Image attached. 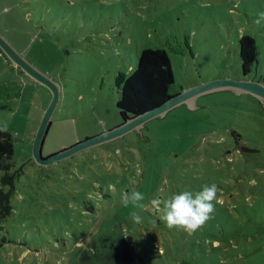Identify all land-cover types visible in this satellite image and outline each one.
I'll return each mask as SVG.
<instances>
[{
    "label": "rangeland",
    "instance_id": "374dc122",
    "mask_svg": "<svg viewBox=\"0 0 264 264\" xmlns=\"http://www.w3.org/2000/svg\"><path fill=\"white\" fill-rule=\"evenodd\" d=\"M260 12L264 0H0V34L60 87L42 149L47 157L122 123L117 84L145 48L167 51L172 93L217 79L264 84V22L254 24ZM243 35L259 48L247 75L239 53ZM2 53L0 127L7 124L13 137L12 169L23 173L12 213L0 219V264H76L101 232L116 238L121 229L142 243L149 236V246L165 250L151 253L152 264H210L209 255L218 253L215 264L221 258L264 264V104L258 97L230 89L201 94L141 130L39 165L33 138L52 93ZM213 183L219 188L214 212L193 234L169 229L150 205ZM133 190L144 194L147 208L122 206V193ZM133 210L142 223L131 220ZM214 240L223 248L211 249Z\"/></svg>",
    "mask_w": 264,
    "mask_h": 264
},
{
    "label": "trees",
    "instance_id": "16d2710c",
    "mask_svg": "<svg viewBox=\"0 0 264 264\" xmlns=\"http://www.w3.org/2000/svg\"><path fill=\"white\" fill-rule=\"evenodd\" d=\"M239 53L243 74L247 75L258 61L259 48L256 40L250 35L240 37ZM173 83L174 74L167 51L160 48L143 49L138 56L134 71L117 84L120 89L117 108L121 119L126 120L142 114L168 100L176 94L170 91ZM13 153L12 135L7 131H0V173H3L0 181L6 187L0 190L1 220H5L12 213L15 185L23 173V167L12 169ZM84 207L89 208L88 205ZM149 238L146 236V244L142 243L143 239L134 240L127 237L123 229L116 238L111 235V231L101 232L88 244V249L79 253L76 264H152L153 251L159 256L165 255L166 252L158 248L154 250L155 247L149 246L148 244L151 245ZM215 241L218 240L212 242L211 249L223 248L214 246ZM220 255L222 254L209 255L210 264L217 263ZM222 259L224 258H221L218 264L225 263ZM177 264L193 263L183 260Z\"/></svg>",
    "mask_w": 264,
    "mask_h": 264
},
{
    "label": "water",
    "instance_id": "95a60500",
    "mask_svg": "<svg viewBox=\"0 0 264 264\" xmlns=\"http://www.w3.org/2000/svg\"><path fill=\"white\" fill-rule=\"evenodd\" d=\"M0 50L16 66L25 72L35 81L43 84L52 93V98L46 107L38 129L33 138L32 155L39 165H48L56 161L68 158L84 149L117 139L134 130H141L149 120L164 116L168 111L183 103L192 104L196 98L205 93L220 89H230L238 93H249L258 97L264 104V84L254 80H229L217 79L188 88L174 94L162 104L137 116L122 120V123L115 128L100 133L94 137L87 138L67 149H64L47 157L43 156L42 149L45 137L48 133L53 113L60 98L59 85L30 61H28L7 39L0 34ZM252 152V149H247Z\"/></svg>",
    "mask_w": 264,
    "mask_h": 264
},
{
    "label": "clouds",
    "instance_id": "9594fccd",
    "mask_svg": "<svg viewBox=\"0 0 264 264\" xmlns=\"http://www.w3.org/2000/svg\"><path fill=\"white\" fill-rule=\"evenodd\" d=\"M262 22H264V12L258 13L254 24L259 26ZM7 130V124L0 127V131L6 132ZM218 191L219 188L215 183L205 184L202 186V190L198 192L182 191L163 201L153 198L150 205L156 212L160 213V220L169 229L175 227L188 234H193L211 218L210 214L214 212L213 201L216 200ZM144 200V194L136 190L130 193H122L121 196L122 206L131 205L133 209L143 210L147 208L149 205L143 203ZM130 217L135 224L142 223V217L138 211H131Z\"/></svg>",
    "mask_w": 264,
    "mask_h": 264
},
{
    "label": "flooded vegetation",
    "instance_id": "af4514ba",
    "mask_svg": "<svg viewBox=\"0 0 264 264\" xmlns=\"http://www.w3.org/2000/svg\"><path fill=\"white\" fill-rule=\"evenodd\" d=\"M246 75V74H245ZM235 136V135H234ZM235 139H236V143L239 144V137L235 136Z\"/></svg>",
    "mask_w": 264,
    "mask_h": 264
}]
</instances>
